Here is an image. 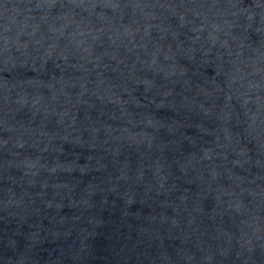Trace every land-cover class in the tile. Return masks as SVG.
I'll return each mask as SVG.
<instances>
[{
  "label": "water",
  "instance_id": "obj_1",
  "mask_svg": "<svg viewBox=\"0 0 264 264\" xmlns=\"http://www.w3.org/2000/svg\"><path fill=\"white\" fill-rule=\"evenodd\" d=\"M0 264H264V0H0Z\"/></svg>",
  "mask_w": 264,
  "mask_h": 264
}]
</instances>
